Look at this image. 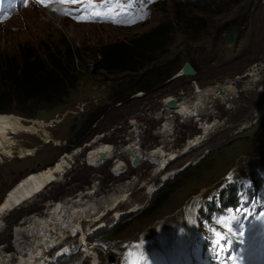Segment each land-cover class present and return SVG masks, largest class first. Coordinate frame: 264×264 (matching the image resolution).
Masks as SVG:
<instances>
[{
	"label": "rangeland",
	"instance_id": "obj_1",
	"mask_svg": "<svg viewBox=\"0 0 264 264\" xmlns=\"http://www.w3.org/2000/svg\"><path fill=\"white\" fill-rule=\"evenodd\" d=\"M94 2L99 5L101 0ZM177 2L186 1L120 0L121 7L112 6V15L123 23L81 22L32 3L0 24V55H18L27 44L34 51L40 45L54 48L63 42L79 53L75 66L81 75L78 84L60 101L38 105L31 113H0V201L33 171H43L66 155L71 156L66 172L38 198L0 215V249L13 250L17 227L50 204L86 193L95 186H99L96 196L101 198L130 181L135 184L120 211L136 210L120 220L114 211L110 212L88 255L78 245L79 236L73 235L65 243L66 247L71 245V254L62 256L65 244L56 246L47 253L46 264H122L132 262L142 249L146 254L141 264H154L153 254L163 260L158 247L164 241L175 243L174 251L179 243L195 244L193 237L200 230L199 259L203 264H215L214 251L223 241L217 245L215 233L220 232L225 239L234 236L228 227L236 235L240 233L238 225H234L240 220L234 209L241 205L245 188L251 192L253 187L250 197L260 202L246 200L240 210L259 204L257 214L264 219V69L255 85L249 87L245 83L249 71L264 62V0L207 1L199 4L202 11L181 6L177 10L180 14L204 22L190 36L177 17ZM213 2L215 5L210 6ZM144 14L143 20L136 19ZM167 25L175 27L167 43L156 51L154 46L146 50L147 56L158 58L156 61L145 63L137 72H108L100 68L102 47L117 43L135 46V41L142 40L145 34L160 26L166 30ZM187 63L195 72L181 74ZM169 70L175 71L168 76ZM160 71L165 77L146 91L126 93L131 78L133 87L136 80L147 81L148 76ZM236 77L241 79L235 80ZM227 79H232L230 83L237 95L233 101L214 103V115L203 117L208 120L206 130L202 126L204 120L197 116L170 117L165 104L169 97L193 96L198 89ZM168 121L173 129L170 140L164 143ZM87 122L91 124L86 125ZM209 127L215 130L204 145L181 155L188 143L209 132ZM97 143L106 146L110 156L95 166L88 156ZM135 144L144 159L134 166L133 158L118 153ZM163 145L175 154V159L158 173L155 170L160 157L150 163L147 155ZM119 166L124 172H115ZM147 185H155V191L148 193ZM232 195L237 205L224 206L223 199H231ZM232 216L236 219L231 220ZM221 220L226 223H219ZM13 253L9 255L19 258Z\"/></svg>",
	"mask_w": 264,
	"mask_h": 264
},
{
	"label": "bare ground",
	"instance_id": "obj_2",
	"mask_svg": "<svg viewBox=\"0 0 264 264\" xmlns=\"http://www.w3.org/2000/svg\"><path fill=\"white\" fill-rule=\"evenodd\" d=\"M263 69L264 62L252 68L248 73L249 78L245 83H249V87L255 85L257 81L260 80L259 74ZM181 74L187 75L186 71L181 72ZM241 77H236L234 79L240 80ZM231 80L232 79L226 81L228 83H222L220 86H218L217 83L214 86H208L201 90L198 89L193 96L182 98L169 97L165 103L169 111L168 113L172 114L169 116L173 118V114H175L187 119L197 116V118L204 120L202 126H204L206 130L205 121L207 118L203 117H211L214 115L211 109L214 103L216 101L229 102L235 99L238 91H236L233 84L230 83ZM170 101H175V107H169ZM257 115H261V112H258ZM206 122H208V120ZM246 124L247 122H244V125ZM164 127L167 128L165 131L164 143H168L170 140H168V137L171 135L170 132L173 129L171 121L166 122ZM209 128V132H205L204 130L205 134L202 133L203 136L201 135L199 138L196 137L189 142L186 148L187 150L185 152L183 151L181 155L203 146L208 140L209 134L215 130L212 127ZM95 146L96 147L93 149V152L89 154L88 158L90 164L97 166L102 162V153H105L107 157L110 155L108 149L105 148L106 146L104 147L102 144L98 143ZM150 153V155H147V161L150 163L155 162L158 157H160L158 161L160 165H157L158 168L155 170V172L159 171L158 173H162L161 171L165 169V166L167 168L171 161L175 159L173 156L175 154L169 152L166 145L154 148L150 150ZM118 154L119 156L129 155L133 158L132 160H134V155H139V161L135 164L133 161L134 166L143 162L144 159V153L140 150L138 144L126 147L125 149L123 148ZM70 158V155H66L53 166L36 173L33 171L32 174L26 176L19 184L12 186L9 189L10 192L3 198V202L0 203V209H2L0 210V215H4L8 211L15 210L19 206L32 202L38 198L58 176H62L66 172ZM57 166H59V170H57ZM120 168V172H124V168ZM115 172H119V167H116ZM165 178L167 179L168 177ZM134 184L135 181H130L125 185H120L116 189L111 190V194L101 198V195L99 198L96 196V194L99 195L98 190L100 189L98 188L99 186H95L86 193L68 198L63 202L50 204L43 212L25 219V221L17 227V231H15L16 241L13 250L10 248H8L7 251L5 248L0 249V264H46L45 257L47 253L51 250L54 251L56 246H62L67 243L69 238L73 235L79 236L77 240L78 245H81L80 248L81 250L83 249L84 253L91 251L93 247L92 241L96 238V233L101 229V226H103L102 223L104 218L110 214V212L114 211L117 217L116 219L120 220L125 214H130V211L132 213V211L137 209L129 210V212L126 211V213L120 211L123 203L128 202V192ZM147 188L148 193H153L156 187L155 185H147ZM159 233L161 236L164 235L163 228L159 229ZM164 242L161 245L163 250L166 252L170 250L173 251L172 244L175 243L170 245L167 244V241L166 243ZM64 246L65 247L61 248V254L67 257L73 250L69 248L71 245L66 247L65 244ZM9 251L14 252L13 255H17L19 258H13L9 255Z\"/></svg>",
	"mask_w": 264,
	"mask_h": 264
},
{
	"label": "trees",
	"instance_id": "obj_3",
	"mask_svg": "<svg viewBox=\"0 0 264 264\" xmlns=\"http://www.w3.org/2000/svg\"><path fill=\"white\" fill-rule=\"evenodd\" d=\"M185 1L187 3H176V13H178L179 22L183 23L185 34L190 36L197 31V28L203 27L204 22L202 19L199 22L194 16L180 14L177 10L181 6H185L190 10L198 8L202 11L203 8L199 4L214 0ZM230 1L235 3L240 0ZM214 5L215 2L210 4V6ZM173 28L175 29V27L167 25L165 30L160 26L145 34L142 40L135 41V46L117 43L102 47L99 50L102 55V60L99 63L100 68L108 72L116 70L122 72L139 71L145 66V63L154 62L158 59L153 55L147 56L146 50L154 46V51H156L166 44L168 36L174 32ZM43 47L45 46L40 45L38 49L33 51L27 44L18 55H0V113L12 110L31 113L38 105L62 100L78 84L81 75L75 66V59L79 57V53H74L70 46L63 42L54 45V48L48 45L47 48L45 47L46 49ZM174 71L169 70L168 76ZM164 77V73L160 71L148 76L147 81L144 79L136 80L133 87L131 86L133 83L131 78L129 81L131 85L126 88L127 90L125 89L126 93L134 90L146 91ZM90 124L87 122L86 125ZM223 204L224 206H236L237 199L234 196L231 199H223Z\"/></svg>",
	"mask_w": 264,
	"mask_h": 264
},
{
	"label": "snow or ice",
	"instance_id": "obj_4",
	"mask_svg": "<svg viewBox=\"0 0 264 264\" xmlns=\"http://www.w3.org/2000/svg\"><path fill=\"white\" fill-rule=\"evenodd\" d=\"M3 0H0V3H2ZM39 3L44 4L45 6H47V4L49 3V0H38ZM57 2L59 3H64V4H72V5H77V4H84V11L88 13L87 16L84 15H78V16H73L74 19H77L78 21L81 22H85V21H94V20H110L113 23H123L125 21L119 20L117 19L114 15H112V12L114 11L113 9V5H115L117 8L121 7V3L120 0H101V3L98 5L94 2V0H57ZM97 8H107L108 11L107 12H101V11H97ZM65 15H71V13H69L67 10H65L64 12ZM145 15H140L138 16L136 19L137 20H143L145 18ZM131 22H135V21H129ZM57 170H59V166H57ZM2 210V209H0ZM238 213L240 211V209L236 210ZM262 216H264V214H262ZM231 220H235L236 216H232L230 217ZM219 223L221 224H225L226 222L221 220L219 221ZM227 231L229 233H232L233 235H236V233L233 231L232 227H228ZM216 243L217 245L220 244V242L222 240H225V237L221 235L220 232H216ZM240 236L244 235L243 230L240 231L239 233ZM137 247H139V245H137ZM145 258L143 257V255L140 256V259H138L137 261L134 262V264H140L141 260H144ZM231 261V264H239V258L237 257H229L228 258Z\"/></svg>",
	"mask_w": 264,
	"mask_h": 264
},
{
	"label": "water",
	"instance_id": "obj_5",
	"mask_svg": "<svg viewBox=\"0 0 264 264\" xmlns=\"http://www.w3.org/2000/svg\"><path fill=\"white\" fill-rule=\"evenodd\" d=\"M184 71H186V73L187 74H192V73H194L195 72V70H194V68H193V66L190 64V63H187L186 64V67H185V69H184ZM230 79H227L226 81H229ZM222 83L221 82H219L218 83V86H220ZM169 107L170 108H173V107H175V101H170L169 102ZM73 129L75 128V126H73L72 127ZM130 152V151H129ZM106 154L105 153H102V158L103 159H106ZM139 159H140V156L139 155H134V163H137L138 161H139ZM17 183V182H16ZM15 183V184H16ZM14 185V184H13ZM5 198V197H4ZM3 200L4 199H2L1 201H0V203H2L3 202Z\"/></svg>",
	"mask_w": 264,
	"mask_h": 264
},
{
	"label": "built area",
	"instance_id": "obj_6",
	"mask_svg": "<svg viewBox=\"0 0 264 264\" xmlns=\"http://www.w3.org/2000/svg\"><path fill=\"white\" fill-rule=\"evenodd\" d=\"M120 171H121V168H120V166H119V172H120ZM119 172H118V173H119Z\"/></svg>",
	"mask_w": 264,
	"mask_h": 264
}]
</instances>
